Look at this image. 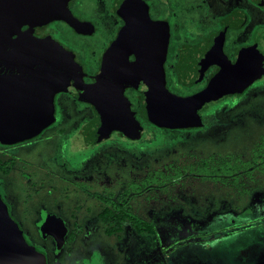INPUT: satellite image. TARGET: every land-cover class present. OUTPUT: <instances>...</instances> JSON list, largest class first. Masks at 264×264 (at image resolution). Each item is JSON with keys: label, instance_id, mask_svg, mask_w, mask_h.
I'll return each instance as SVG.
<instances>
[{"label": "rangeland", "instance_id": "1", "mask_svg": "<svg viewBox=\"0 0 264 264\" xmlns=\"http://www.w3.org/2000/svg\"><path fill=\"white\" fill-rule=\"evenodd\" d=\"M251 17V25L264 22L258 11ZM114 29L106 19L99 30L108 38ZM263 78L249 87L245 101L205 118L202 130L147 126L138 141L82 133L85 107L59 98L54 124L29 143L0 149L23 176L13 173L0 187L10 218L45 264H264V177L240 185L241 192L234 182L221 187L220 177L205 169L200 172L209 178L193 186L134 182L136 167H156L186 150L232 163L250 160L258 147L255 163L264 175ZM152 145L158 147L151 155L137 150ZM117 195L153 233L137 234L128 224L106 233L98 213Z\"/></svg>", "mask_w": 264, "mask_h": 264}, {"label": "water", "instance_id": "2", "mask_svg": "<svg viewBox=\"0 0 264 264\" xmlns=\"http://www.w3.org/2000/svg\"><path fill=\"white\" fill-rule=\"evenodd\" d=\"M66 0H0V142L16 144L33 139L54 121V95L70 94L76 100L89 103L95 109V118L89 125L93 134L119 132L127 139L139 138L143 128L130 111L123 89L131 87L141 92L140 113L152 125L167 130L196 128L199 122L197 110L206 102L226 94L231 87H238L243 80H252L259 74L250 61L248 73L243 71L242 61L234 70L229 68L221 51L222 33L214 34L192 50L207 57V62L218 61L223 69L208 86L199 93L180 97L168 92L164 85L159 58L165 55L168 44L166 24L154 23L147 15L129 17L109 51L135 45L145 57H155L153 69L129 76H122L109 87L105 74L112 79L119 72L99 73L95 82L78 93L82 75L72 55L53 40L35 38L34 27H42L55 20H65L75 30L81 27L65 7ZM122 1V0H121ZM137 7L144 8L142 0ZM233 18L229 17V22ZM27 25L26 32L20 27ZM16 36L13 38V36ZM125 42L124 44H122ZM139 52V51H138ZM140 54V52H139ZM247 58V57H246ZM220 61H225L220 62ZM230 72L239 76L233 77ZM243 72V75H242ZM196 74V73H195ZM246 74V76H245ZM197 77L192 76V80ZM112 82V81H111ZM116 82V81H113ZM113 89L111 102L107 91ZM105 93V97L103 96ZM0 264H45L35 248L24 240L17 224L10 218L0 196Z\"/></svg>", "mask_w": 264, "mask_h": 264}, {"label": "flooded vegetation", "instance_id": "3", "mask_svg": "<svg viewBox=\"0 0 264 264\" xmlns=\"http://www.w3.org/2000/svg\"><path fill=\"white\" fill-rule=\"evenodd\" d=\"M142 2L144 8L137 7V1H132L129 6V2L123 0H66V9L81 24V27L75 30L65 20L55 19L42 27H34L31 32L35 38L53 40L64 51L71 53L82 72V75L79 76L82 82L78 86L77 92L83 93L84 88L93 84L98 74L105 73L104 71L119 72L113 80L109 79L111 73L105 74L110 82L109 87L112 88L124 74L125 78L133 72L142 75L143 71L153 69L155 57L143 56L136 45L128 49L120 48L116 53L109 51L129 17L136 19L141 17V13L143 16L147 15L151 22L166 24L168 28L166 53L162 58H159V63L163 71L166 90L180 97L193 96L204 90L222 71L223 66L218 61L208 63L207 57L192 51L214 34L222 33L221 51L229 68L234 70L238 62L242 61L243 71L247 69L248 73V65L252 61L259 74L252 80H243L237 88L231 87L226 94L211 99L198 108L197 114L201 125L196 128H186V130H202L205 127L204 119L216 115L217 108L245 101L249 94V87L255 82L260 83L256 79L261 75L264 76V22L258 26L251 25V10L260 12L264 18V0H142ZM229 17H232L233 20L227 26ZM106 19L114 22L115 29L112 36L102 38L99 30L100 24L102 25ZM28 28L27 25H23L20 27V32H26ZM15 37L14 35L13 38ZM220 62L224 63L225 61ZM230 73L233 77L239 76L233 72ZM192 76L197 78L192 80ZM122 93L129 102L130 111L134 114V118L140 122L143 131L147 126L154 128L155 126L150 123L145 124V118L139 112L141 92L131 87H125ZM106 95L112 102L116 94L113 89H109ZM106 95L103 92V96ZM61 97L70 98L79 107H85L87 114L86 121L80 129L82 132L87 123L95 118L94 107L89 103L76 100L68 93L57 92L54 95L55 122L58 119V100ZM158 130L166 131L161 128ZM112 133L119 135V132ZM103 134L105 133L101 135L103 136ZM29 141L24 143H29ZM11 145L0 142V149L8 148ZM0 155V159H4L0 160V187L3 184V178L9 179L13 173L18 175L15 177L23 179L22 174L16 171V164L12 160H7L3 152H0ZM2 166H4L3 169ZM26 180L30 183L29 179ZM0 196L2 199L1 190ZM102 210L104 208L101 209L98 216ZM17 226L19 228L18 224ZM24 240L32 246L29 239L24 238Z\"/></svg>", "mask_w": 264, "mask_h": 264}, {"label": "trees", "instance_id": "4", "mask_svg": "<svg viewBox=\"0 0 264 264\" xmlns=\"http://www.w3.org/2000/svg\"><path fill=\"white\" fill-rule=\"evenodd\" d=\"M55 122V121H54ZM145 124H149L148 121L144 120ZM89 123H87L86 127L83 129L82 133H91L89 131ZM151 124V123H150ZM152 125V124H151ZM154 130H158V127H154ZM143 132V131H142ZM142 132L139 138L134 139L136 141L140 140L142 137ZM111 133L103 134L104 138L110 137ZM118 137L125 138L122 133H119ZM2 143V142H1ZM4 144V143H3ZM260 146V143H259ZM158 147L157 145H152V147H146L149 149H137L139 151H144L146 155H151L152 151ZM258 148V147H257ZM257 148L255 149L254 155L248 161L239 160L236 158L231 163L230 158H222V157H212V156H199L193 150H186L180 153L177 158L169 159L163 164H159L155 166H149L145 164L141 168L136 167V172L134 174V182L139 183V186L149 187V186H169V185H181L185 184L187 186H193L200 181H204L203 179L209 178L204 176L200 171L204 170L206 173L210 175H218L220 177V182L218 184L224 185L227 187H231L233 182L235 183V192L243 191V186L246 184V188L248 187V182L252 180H259L263 178L264 175L261 173L258 165L255 163L257 160L255 159L257 154ZM158 148L157 151H159ZM149 160V159H148ZM147 163V161H146ZM245 163V164H243ZM4 166L1 168L3 169ZM6 171V170H5ZM228 175L227 177H224ZM231 176L234 177L233 181ZM238 183L236 184V181ZM242 180H244L242 182ZM254 180V181H253ZM232 181V182H231ZM239 184V185H238ZM140 196V194H139ZM126 199L124 195H117L115 201L111 202V206H106L104 210L99 214L98 218L100 221L104 222L108 229L106 233L111 235L113 233H119L122 231V228L125 224L130 225V227L137 233H153V226L145 221L143 218L131 213L128 209L126 211Z\"/></svg>", "mask_w": 264, "mask_h": 264}]
</instances>
